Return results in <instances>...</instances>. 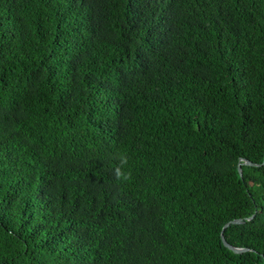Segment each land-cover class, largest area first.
<instances>
[{"label": "trees", "instance_id": "trees-1", "mask_svg": "<svg viewBox=\"0 0 264 264\" xmlns=\"http://www.w3.org/2000/svg\"><path fill=\"white\" fill-rule=\"evenodd\" d=\"M0 264H264V0H0Z\"/></svg>", "mask_w": 264, "mask_h": 264}, {"label": "water", "instance_id": "water-1", "mask_svg": "<svg viewBox=\"0 0 264 264\" xmlns=\"http://www.w3.org/2000/svg\"><path fill=\"white\" fill-rule=\"evenodd\" d=\"M241 160H242L243 163H245V164H249V165H250V164H255V163H252V162H250L249 160H246V159H244V160L241 159ZM238 170H239V173H241V171H240V163H238ZM253 215H254V213H253L249 218L253 217ZM240 221H241L240 218H236V219H231V220L225 222V223L223 224L222 228H221V233H220L221 240H222L223 244H224L227 248H229L230 250H232L233 252H236V253H240V252H242V251L249 250V248H247V247H235V246L230 245V244L225 240V238H224L223 230H224V228H225L226 226H228V225H230V224H232V223L240 222Z\"/></svg>", "mask_w": 264, "mask_h": 264}]
</instances>
